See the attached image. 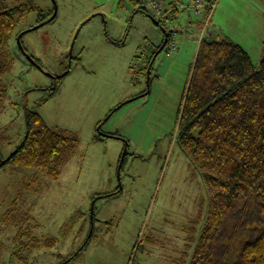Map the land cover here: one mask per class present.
I'll list each match as a JSON object with an SVG mask.
<instances>
[{"label":"rangeland","instance_id":"1","mask_svg":"<svg viewBox=\"0 0 264 264\" xmlns=\"http://www.w3.org/2000/svg\"><path fill=\"white\" fill-rule=\"evenodd\" d=\"M53 1L54 20L21 38L39 69L16 33L35 27ZM120 1L6 0L10 8L41 11L18 23L1 51L9 72L2 78L0 163L23 141L26 111L76 137L78 147L54 180L18 163L0 168V264H63L78 250L67 264H189L207 209L201 174L175 139L189 66L209 35L240 45L257 66L264 5L211 0L208 22L191 9L180 10L177 21L168 12L163 22L176 34V49L158 55L149 93L140 97L144 68L164 34L130 0ZM177 49L184 52L175 63ZM101 134L117 136L97 139Z\"/></svg>","mask_w":264,"mask_h":264},{"label":"trees","instance_id":"2","mask_svg":"<svg viewBox=\"0 0 264 264\" xmlns=\"http://www.w3.org/2000/svg\"><path fill=\"white\" fill-rule=\"evenodd\" d=\"M130 1L150 16L138 0ZM36 10L41 11L32 4L10 8L0 0V102L6 97L2 78L9 72L1 51L18 23ZM52 13L53 7L37 23ZM159 23L169 37L168 27ZM25 122L23 141L0 168L18 163L57 179L78 139L49 128L34 112L26 111ZM175 122L177 145L200 172L207 195L205 221L189 264H264V46L254 66L247 52L230 39L213 40L211 35L200 39ZM91 237L92 233L82 249Z\"/></svg>","mask_w":264,"mask_h":264},{"label":"built area","instance_id":"3","mask_svg":"<svg viewBox=\"0 0 264 264\" xmlns=\"http://www.w3.org/2000/svg\"><path fill=\"white\" fill-rule=\"evenodd\" d=\"M141 5L148 6L150 8L149 15L156 20L164 21L168 18V12H171L172 9L177 10H186L191 9L195 14L205 15L206 21L208 22L211 18L212 11L215 7V4L212 2L204 1V0H195L193 6L191 4L185 5L183 3L175 2L173 4L172 0H138ZM144 6V7H145ZM166 6L168 9H166ZM147 10V9H146ZM168 25V24H167ZM170 33V32H169ZM175 36L176 34H169V38H167V43L164 48L167 57H171L172 53L176 49L175 44Z\"/></svg>","mask_w":264,"mask_h":264},{"label":"water","instance_id":"4","mask_svg":"<svg viewBox=\"0 0 264 264\" xmlns=\"http://www.w3.org/2000/svg\"><path fill=\"white\" fill-rule=\"evenodd\" d=\"M53 4H54V7H53V13L51 14L50 17L46 18L45 20H43L42 22L38 23L35 27L29 29V30H26V31H23L21 32L18 36H17V44L20 48V50L23 52V54L26 56V58L34 65L36 66L37 68L40 69V67L36 64V62L23 50L22 46H21V38L22 36L27 33V32H30V31H33V30H36L40 27H42L43 25L51 22L52 20H54V18L56 17V14H57V7H56V4L54 3L53 1ZM148 18L151 20V22L157 26V27H160L161 30H162V33L164 34V40L160 46V48L158 49V51L154 54L152 60H151V63L149 64L148 66V69H147V82L149 80V73H150V68H151V65L152 63L155 61V59L158 57V55L164 50L165 46H166V43H167V34H166V31L160 26V23L159 21H157L156 19H154L153 17L151 16H148ZM53 81H54V78H52ZM149 92V86L147 87V91L146 93H144L142 96L140 97H143V96H146L147 93ZM131 101V100H129ZM129 101H127L126 103H129ZM26 114V112H25ZM101 137H114L113 135H100ZM125 155V154H124ZM124 155L122 156L121 160H120V165L122 164V161H123V158H124ZM91 215H92V210H91Z\"/></svg>","mask_w":264,"mask_h":264},{"label":"crops","instance_id":"5","mask_svg":"<svg viewBox=\"0 0 264 264\" xmlns=\"http://www.w3.org/2000/svg\"><path fill=\"white\" fill-rule=\"evenodd\" d=\"M180 12V10H177V9H172V16H171V20H176L177 21V18H175L176 16H178L177 14ZM179 32V31H178ZM210 36V35H209ZM198 45H199V41H198V44H197V47L195 48L196 49V51H195V54H194V56H193V59H192V63L190 64V66H189V69H190V67L192 66V64H193V62H194V58H195V55H196V52H197V49H198ZM184 52V51H183ZM180 49H177V51H176V60L177 61H175V59H174V61H175V63H177L178 62V60L180 59L179 57L181 56V54L183 53ZM171 63V62H170ZM169 63V64H170ZM172 65V64H171ZM171 65H168L169 67H171ZM160 66L157 68V70H156V74H155V80H153L154 82H157V80L159 79V78H161V71H160ZM169 69V68H168ZM167 70V69H166ZM188 72H189V70H188ZM166 74V73H165ZM167 76V75H166ZM172 77V76H171ZM170 77V78H171ZM187 78H188V75H187ZM187 81V80H186ZM186 83V82H185ZM154 84V83H153ZM149 93V92H148ZM147 93V94H148ZM90 242V241H89ZM88 242V243H89ZM87 243V244H88ZM87 244H86V246H87ZM85 246V247H86Z\"/></svg>","mask_w":264,"mask_h":264},{"label":"flooded vegetation","instance_id":"6","mask_svg":"<svg viewBox=\"0 0 264 264\" xmlns=\"http://www.w3.org/2000/svg\"><path fill=\"white\" fill-rule=\"evenodd\" d=\"M153 51H154V52H153ZM153 51H152L151 55L149 56L148 61H149L150 57L154 56V54L158 51V49L155 50V48H154ZM152 58H153V57H152ZM155 60H156V59H155ZM148 61H147V62H148ZM154 62H155V61H154ZM154 62H153V63H154ZM150 63H151V62H150ZM147 87H148V85L146 84L145 90H144V92L141 93L140 96H142L144 93H146V91H147Z\"/></svg>","mask_w":264,"mask_h":264}]
</instances>
